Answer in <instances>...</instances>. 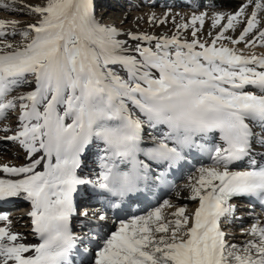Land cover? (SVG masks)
I'll return each mask as SVG.
<instances>
[{
	"label": "snow or ice",
	"instance_id": "snow-or-ice-1",
	"mask_svg": "<svg viewBox=\"0 0 264 264\" xmlns=\"http://www.w3.org/2000/svg\"><path fill=\"white\" fill-rule=\"evenodd\" d=\"M0 8L38 17L0 18V123L18 113L15 126L3 123L0 132L30 158L26 165H0L16 177L0 178V201H30L40 240L24 243L0 215L8 221L0 227V264H73L77 242L84 243L71 223L78 186L103 190L119 207L153 175L164 182L167 173L156 175L153 164L171 169L193 148L213 153L212 166H201L185 185L199 201L195 212L179 207L166 214L162 209L172 204L165 200L147 215L119 221L105 238L94 233L89 241L100 243L92 264H264L258 219L243 243L229 242L231 233L221 228L234 217L233 197L264 204V163L252 157L254 137L264 146V135L253 131V124L264 128V54L228 46L264 47V0L179 21L170 9L161 18L153 13L152 24L171 17L170 35L125 33L102 23L93 0H6ZM206 20L215 30L208 38ZM237 28L238 36L228 35ZM215 134L219 143H203ZM91 147L102 153L100 171L85 179L77 170ZM245 160L247 169L233 170Z\"/></svg>",
	"mask_w": 264,
	"mask_h": 264
},
{
	"label": "bare ground",
	"instance_id": "bare-ground-1",
	"mask_svg": "<svg viewBox=\"0 0 264 264\" xmlns=\"http://www.w3.org/2000/svg\"><path fill=\"white\" fill-rule=\"evenodd\" d=\"M26 2H31V0H26ZM98 2V1H97ZM96 2V4H98ZM245 3V0H127V5L124 9H117L114 15L110 17H105V15H98L99 19H101L102 23L109 24V25H115L118 29L123 30V32H133V33H149L154 35H161L164 33H168L169 35L175 32V27L172 23L171 17H169V21L167 24L160 25V24H152L149 22L150 16L154 13L157 18H161L164 16V14L170 9L173 14L177 16V21H179L180 17L183 16L185 18H190L193 13H199V12H207L209 16H211L214 12H224V13H235L238 8ZM211 5H214L211 6ZM252 9L249 8V12H251ZM105 14V13H104ZM1 15V14H0ZM262 16H264V13H261ZM3 15H1L2 17ZM4 18V16H3ZM16 18V17H15ZM98 18V17H97ZM5 19V18H4ZM26 21V20H25ZM23 27V25H21ZM211 29L210 22L206 20L204 26H203V33L205 38L207 37L208 31ZM213 32H215L214 29H211ZM240 28H237L235 32H229L228 35L231 36H238L240 32ZM190 32V30H188ZM187 34V33H186ZM120 39H126L128 40L129 46L133 45L135 42L131 40L130 37L127 35H122ZM146 45V42H143ZM225 43H227L225 41ZM147 46V45H146ZM230 47H238L243 48L246 53H256V54H264V47L256 46V47H250L245 48L244 44L240 45H228ZM28 90V88H27ZM26 90V91H27ZM255 91V89H249ZM16 114H10V118H13L10 120V123L6 120L0 123V126L3 125V123H9L13 127L16 124ZM12 122V123H11ZM253 131L256 133H259L260 135H264V128L258 127L255 124H253ZM1 133V132H0ZM9 135L11 133H8ZM203 143H207L209 147L213 143H219L218 134H215L214 137H210L209 140L204 141ZM18 144V143H17ZM19 145V144H18ZM252 157L256 159L258 163L264 162V146H261L259 143H257L256 138H253L252 142ZM100 153V155H99ZM99 155L96 158V155ZM22 155H25V159L21 158L18 162H14V159H17V157H14V154L10 155H4L3 159H6L7 161H12L14 164L12 165H26L30 163V158L26 151L22 149ZM38 155H43V153H39ZM102 155V153L97 149L96 147H91L90 151H86L85 154L81 157L82 165L81 168L77 170V174L85 179H95L97 176V173L100 171V159L99 157ZM93 156L94 161L91 160V157ZM142 158V157H141ZM5 162H0V165L4 164ZM21 163V164H20ZM213 161H200L196 164H194V167L190 168L188 166L182 168L181 172L179 173L178 177V183L176 186L172 189L170 193H167L162 198L159 199L158 203L154 205H147L145 208H149L145 210L146 212L143 213L142 211L136 215L124 217V218H117L115 219L114 215H104V210L98 207L97 204H93L94 207H92V211L89 212L86 215L84 225L82 227H77L76 234H83V237H89V233L91 235L99 234L102 238H105L109 236L113 231L118 230L119 228V221L124 220L127 221L131 219L134 216H140V215H147L148 212L153 211L156 207L163 204V201L169 200L172 204V207L165 206L162 210L166 214H170L176 211L179 207H186V210L188 213H194L195 210L199 206L198 200H192L189 197L191 196V191L189 188L185 187L188 183L191 182L190 177L197 174L198 169L201 166L204 167H210L212 166ZM249 167V164L247 160L244 161L242 165H234L233 170H245ZM38 170H43L42 167L38 168ZM152 171L154 169L152 168ZM0 178H16L11 176V174L3 173L0 171ZM155 179L154 175L151 177V179L147 183H141L139 186L141 188H145L148 191V195L152 198L149 200V203L153 201V198H156L155 195ZM93 185H80L78 186V189H80V192H82L83 197H91V195L94 194V192L98 193L101 191V194L98 195V200L101 202L102 200L106 199V192L103 190H100L98 188L92 187ZM100 193V192H99ZM96 198V197H94ZM18 198H12V199H6L2 200L0 202V215H6L7 217L13 216L11 219L8 218V221L11 222V230L13 232L21 233L25 239L24 243L28 244H37L40 242L39 237L35 234L33 231V224H32V218L27 216L26 214L22 213V211H16L15 209L17 207H22L24 209H32V205L30 201H27L25 199L17 200ZM15 201H19L18 203L12 205L10 207V204L14 203ZM93 202L92 198L90 200L88 199V202ZM233 205L236 206V212L239 215H234L232 219L229 220H223L224 223H227V226L221 225L222 230H227L228 227L231 229L237 228L239 230L248 229L252 226L254 222L258 219L261 223V225H264V213L261 214L257 211H253L254 209L251 208L249 204H244L243 208H247L249 211L246 217H241L243 210L242 207H239L238 204H236V201L230 202ZM101 204V203H99ZM17 205V206H15ZM102 208L104 206L102 205ZM238 209H241V211L238 212ZM17 212H20L17 214ZM244 214V212H243ZM103 215L105 219L101 220L100 217ZM241 217V218H240ZM23 218V219H22ZM108 218V219H107ZM169 218H171L169 216ZM106 220H109L106 222ZM8 221H0V227L8 226ZM116 230H112L113 225ZM18 230H17V228ZM244 227V228H242ZM112 230V231H111ZM245 231V230H244ZM80 237V236H79ZM82 240V237H80ZM249 238V237H248ZM247 238V239H248ZM229 242H232V240L229 237ZM91 243V252L90 254H83V259L80 261H77L75 252L73 253V256L71 259L73 260V264H92V253L96 250L97 244L100 241H97L98 243H94V241H88L85 240L84 243ZM236 243V242H234ZM78 253H83L79 251Z\"/></svg>",
	"mask_w": 264,
	"mask_h": 264
},
{
	"label": "rangeland",
	"instance_id": "rangeland-1",
	"mask_svg": "<svg viewBox=\"0 0 264 264\" xmlns=\"http://www.w3.org/2000/svg\"><path fill=\"white\" fill-rule=\"evenodd\" d=\"M99 3H98V2ZM3 2H6V0H0V3H3ZM32 3H43L44 0H31ZM96 2L98 4H96ZM93 3H94V9H95V15L96 17H98L97 19L101 21V19H99V16L100 15H105V17H110L112 15H114V13L116 12V10L119 8V9H124L127 5V0H93ZM105 13V14H104ZM0 14L4 16V18L6 20H9V19H16V20H20V21H24V22H33L35 21L36 19H38V17H36L35 15H19V14H16V13H12L8 10H4L2 8H0ZM0 15V18H3V16L1 17ZM99 15V16H98ZM102 15V16H103ZM16 17V18H15ZM3 18V19H4ZM26 20V21H25ZM102 22V21H101ZM9 39H11V37H9ZM16 40H20V37L17 36L16 37ZM123 74V73H121ZM27 88H21V89H17V91L19 92H22V91H26ZM29 90V89H28ZM9 123H10V120L12 119V122L14 121L13 118L9 116ZM11 122V123H12ZM15 126V125H14ZM5 135L4 132H1L0 133V162H5V163H9V164H14L12 161H7L6 159H3L4 158V155H10V154H14L15 156L14 157H17V159H14L15 161L14 162H18L21 158H23V160L25 159V155H22V147L20 145H18L16 142H13V141H6V140H3L2 137ZM100 155V153H99ZM98 154L96 155V158L99 156ZM91 160L94 161L93 159V156L91 157ZM21 164V163H20ZM17 166H20V165H17ZM239 207H242L241 209L243 210L242 212V216L241 217H246L248 212L249 211L247 208H243L244 206V203H237ZM17 206V205H16ZM241 209H238V212L241 211ZM16 210V209H15ZM18 210V209H17ZM237 211V210H236ZM235 211V212H236ZM254 211V210H253ZM146 211H144L143 213H145ZM20 213V212H17V214ZM142 214V213H141ZM235 216L236 215H239L237 213L234 214ZM13 216H10L8 218H12ZM240 217V218H241ZM23 219V218H22ZM108 219V218H107ZM109 220H106V222H108ZM113 224H111L112 226ZM221 225L223 226H227V223H224L223 220L221 221ZM116 224H115V229H114V225H113V228L112 230H116ZM17 228V227H16ZM223 228V227H222ZM244 228V227H242ZM247 229V228H246ZM244 229V230H246ZM18 230V228H17ZM111 230V231H112ZM244 230H239L237 228H233L231 229L230 227L227 228V230L224 229V231L226 233H231L230 236H227L226 239L229 240V237L230 239L232 240V243L236 242V243H243V241H245L248 236L244 235ZM230 241V240H229ZM95 243H98L97 241H95ZM100 243V242H99Z\"/></svg>",
	"mask_w": 264,
	"mask_h": 264
}]
</instances>
